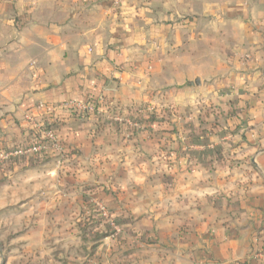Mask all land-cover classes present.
<instances>
[{
    "label": "crops",
    "instance_id": "crops-1",
    "mask_svg": "<svg viewBox=\"0 0 264 264\" xmlns=\"http://www.w3.org/2000/svg\"><path fill=\"white\" fill-rule=\"evenodd\" d=\"M126 60L141 69L119 72ZM138 102L173 107L179 132L100 127L109 106ZM203 107L217 119L195 134ZM44 124L66 160L12 171L33 182L22 204L47 206L53 225L66 206L68 220L94 209L122 224L94 252L71 228L68 264H264V0H0V151ZM68 173V196L38 201Z\"/></svg>",
    "mask_w": 264,
    "mask_h": 264
},
{
    "label": "rangeland",
    "instance_id": "rangeland-1",
    "mask_svg": "<svg viewBox=\"0 0 264 264\" xmlns=\"http://www.w3.org/2000/svg\"><path fill=\"white\" fill-rule=\"evenodd\" d=\"M112 1L114 6H116L114 0ZM117 67H120L119 72H135L141 69L138 62H131L129 60L119 64ZM142 68L145 73L151 72L152 70L150 62H147V66H142ZM155 95L161 99L162 93ZM74 102L77 104L75 107L77 110L82 112L90 111L98 115V109L94 103ZM89 105H91V109L84 108V106ZM130 107L132 110L130 109L126 112L115 109L113 105L112 107L109 106L105 112L106 118L103 122L105 126L100 127H102V129L115 131L123 137V140H129L134 134L143 133L145 130H149L150 133L153 132L156 135L166 133V136H169L168 134L174 131L179 132L178 127L172 121V118L177 114L173 107L167 108L163 105L161 109L156 111L153 107H149L147 104L141 102L133 103ZM201 112L202 116L204 118L207 117L209 120H207V118L201 120L200 118V120L196 121V124L191 125L189 129L195 134L210 132V126L213 124L214 120L217 119V117L213 118V116H211L212 114H216V110L213 108L211 111V108L203 107ZM196 114H199L198 111ZM199 115L201 116V114ZM205 121L207 124H204ZM188 122L192 124L191 120H188ZM106 124L109 125L107 126ZM21 143H16L14 146L20 145ZM71 149L69 145L68 161L71 155L70 153L73 152ZM53 153L54 155L51 156V158H54L53 162L58 165H64L66 158L63 150ZM22 158H24V160H19ZM41 158L44 157L41 156ZM41 158L35 160L36 158L34 157H17L11 161L4 162L0 166V264H68V249L74 250L76 248L75 238H68V231H71V228L78 227L82 233V238L85 237L84 240L88 238L93 242L94 245L91 248L93 252L96 251V242L100 243L101 239L112 236L120 232V230L122 231L121 222L110 218L112 212L110 214L107 212V216H104L93 209L89 212L87 220L76 222L74 220H68V210L72 211V207L69 206L68 209V206H66V211H63L64 217H67L65 218L66 220L57 219L53 225L47 213L49 210L47 206H39V203L36 205L31 203L22 204L21 200L23 196L25 197L28 195L29 190L32 189L31 185H33V182L27 181V185H29L30 188L23 189L21 184H24V181H22V179H16L20 181V183L13 180L19 172L16 173V176L12 179L9 175L14 170L22 171L24 169L45 165L47 161ZM25 166L27 167L25 168ZM70 174L71 173L61 174L62 183L60 185L58 184L57 190L51 187V185L46 187L47 189L45 191L38 189L35 194L36 197L38 196L37 198H40L38 201L47 198L50 194L57 193L59 190H61L59 191L60 195L68 196V191L70 190L68 184L70 183L69 181L72 180ZM74 175L75 174H73V176ZM25 190H27V192ZM30 194H32V192ZM28 200H25V202H28ZM57 211H59V207ZM57 222L61 224L56 225ZM39 225L45 226L40 236H38L39 233L35 231L36 227ZM127 240V238H121L119 240L120 246H126L124 242H127ZM73 255L76 254L73 253Z\"/></svg>",
    "mask_w": 264,
    "mask_h": 264
},
{
    "label": "built area",
    "instance_id": "built-area-1",
    "mask_svg": "<svg viewBox=\"0 0 264 264\" xmlns=\"http://www.w3.org/2000/svg\"><path fill=\"white\" fill-rule=\"evenodd\" d=\"M116 6L122 4L123 0H114ZM70 106L76 107L77 104L71 101ZM85 109H91V105L84 106ZM32 120V116L29 117ZM43 136L26 140L17 146H10L0 151V166L4 162H8L17 157H36V156H47L55 151H62L60 140L58 139L55 131L49 128V124L43 125Z\"/></svg>",
    "mask_w": 264,
    "mask_h": 264
},
{
    "label": "water",
    "instance_id": "water-1",
    "mask_svg": "<svg viewBox=\"0 0 264 264\" xmlns=\"http://www.w3.org/2000/svg\"><path fill=\"white\" fill-rule=\"evenodd\" d=\"M195 84H200V79L199 78H196L195 81H194Z\"/></svg>",
    "mask_w": 264,
    "mask_h": 264
}]
</instances>
